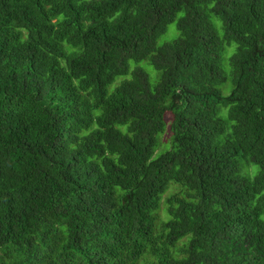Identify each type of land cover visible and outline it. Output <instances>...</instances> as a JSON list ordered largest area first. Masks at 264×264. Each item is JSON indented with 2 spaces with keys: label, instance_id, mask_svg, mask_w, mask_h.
Returning a JSON list of instances; mask_svg holds the SVG:
<instances>
[{
  "label": "trees",
  "instance_id": "1",
  "mask_svg": "<svg viewBox=\"0 0 264 264\" xmlns=\"http://www.w3.org/2000/svg\"><path fill=\"white\" fill-rule=\"evenodd\" d=\"M263 215L264 0H0V264H264Z\"/></svg>",
  "mask_w": 264,
  "mask_h": 264
},
{
  "label": "rangeland",
  "instance_id": "2",
  "mask_svg": "<svg viewBox=\"0 0 264 264\" xmlns=\"http://www.w3.org/2000/svg\"><path fill=\"white\" fill-rule=\"evenodd\" d=\"M177 36V31H176V27H175V24H170L168 26V29H167V32L162 35L158 40H157V45H161L163 43H166V42H170L172 41L175 37ZM227 59L228 57H224L223 58V62H222V65L224 67V70L226 72H228L226 70L227 68ZM140 66H143L149 76V80H150V84L153 85L156 83V78H157V74L155 72V70L153 69L152 66L150 65H147L145 62L143 63H140ZM130 67L133 68L134 67V63L133 62H130ZM121 78H117L115 83H117ZM115 83L113 85L110 86L109 90H111ZM229 85H230V78L227 74V78H226V82L225 84H223L220 88L223 92L224 95H227L229 93ZM166 123H167V126H166V131L164 132V134L160 137V141H161V146H159L155 153H154V158L161 152V151H164V150H168L169 149V146H166L167 145V141H168V137H169V132H168V123H169V116L166 117ZM172 186V185H171ZM176 189L171 187L168 192H166L163 197H162V204H164V201L167 199V197H169ZM263 218H264V215H263ZM184 242V239L180 240L178 243H177V248L179 245H182V243Z\"/></svg>",
  "mask_w": 264,
  "mask_h": 264
}]
</instances>
